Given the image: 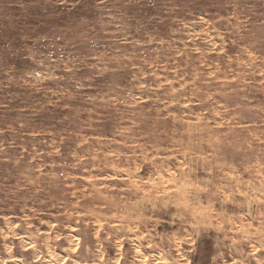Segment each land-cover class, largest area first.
<instances>
[{
	"label": "rangeland",
	"instance_id": "obj_1",
	"mask_svg": "<svg viewBox=\"0 0 264 264\" xmlns=\"http://www.w3.org/2000/svg\"><path fill=\"white\" fill-rule=\"evenodd\" d=\"M0 264H264V0H0Z\"/></svg>",
	"mask_w": 264,
	"mask_h": 264
}]
</instances>
